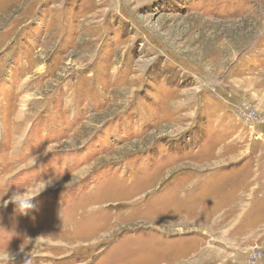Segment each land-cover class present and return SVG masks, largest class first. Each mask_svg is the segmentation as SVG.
I'll return each mask as SVG.
<instances>
[{
  "label": "rangeland",
  "instance_id": "obj_1",
  "mask_svg": "<svg viewBox=\"0 0 264 264\" xmlns=\"http://www.w3.org/2000/svg\"><path fill=\"white\" fill-rule=\"evenodd\" d=\"M5 249L264 264V0H0Z\"/></svg>",
  "mask_w": 264,
  "mask_h": 264
},
{
  "label": "clouds",
  "instance_id": "obj_2",
  "mask_svg": "<svg viewBox=\"0 0 264 264\" xmlns=\"http://www.w3.org/2000/svg\"><path fill=\"white\" fill-rule=\"evenodd\" d=\"M22 143H23V139L21 138L18 141L16 147L17 148L21 147ZM10 200L16 206V210L21 214H27L30 210L34 208V205L30 201L20 202L18 198L15 197L11 198ZM0 264H14V261L10 257V253L8 249L0 250Z\"/></svg>",
  "mask_w": 264,
  "mask_h": 264
},
{
  "label": "bare ground",
  "instance_id": "obj_3",
  "mask_svg": "<svg viewBox=\"0 0 264 264\" xmlns=\"http://www.w3.org/2000/svg\"><path fill=\"white\" fill-rule=\"evenodd\" d=\"M213 221H216V222H219L218 224H220V221L218 220V219H214ZM216 222H214V223H216ZM212 223V222H211Z\"/></svg>",
  "mask_w": 264,
  "mask_h": 264
}]
</instances>
